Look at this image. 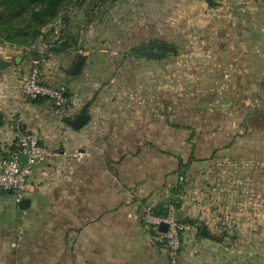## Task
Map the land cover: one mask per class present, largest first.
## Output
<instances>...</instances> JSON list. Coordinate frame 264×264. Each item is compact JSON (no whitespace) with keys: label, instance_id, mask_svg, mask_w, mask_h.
Here are the masks:
<instances>
[{"label":"crops","instance_id":"0c3cea01","mask_svg":"<svg viewBox=\"0 0 264 264\" xmlns=\"http://www.w3.org/2000/svg\"><path fill=\"white\" fill-rule=\"evenodd\" d=\"M206 14L183 24V105L174 126L171 95H157L172 93L156 86L157 60L128 59L110 71L80 51L40 48V80L62 91V108L23 98L31 68L25 54L0 70V156L30 131L48 152L32 171L26 208L0 193V264H264L263 145L258 166L244 165L227 230L218 227L215 236L204 226L208 237L190 226L174 256L141 224L143 211L156 215L173 203L179 220L199 226L205 208L191 207L192 195L200 196L189 183L199 163L190 162L207 155L203 144L236 136L247 117L235 111L252 103L235 94L264 89V0H217ZM81 113L88 121L74 130L67 121ZM216 123L227 124L228 132L219 127L226 136L205 135L204 126ZM192 139L195 150L188 148ZM235 146L222 152L234 157Z\"/></svg>","mask_w":264,"mask_h":264},{"label":"rangeland","instance_id":"374dc122","mask_svg":"<svg viewBox=\"0 0 264 264\" xmlns=\"http://www.w3.org/2000/svg\"><path fill=\"white\" fill-rule=\"evenodd\" d=\"M211 1L217 4V0ZM212 8L208 6L207 0H61L54 15L47 18L44 23L22 22L21 27L14 30H10L7 25H0V56L13 62L16 57L25 54L24 57L32 62L39 58L40 48L65 43L63 51L85 53V58L101 61L105 64L104 67L111 71L113 67L117 70L123 68L128 59L146 58L133 53L138 46H149L152 42L166 43L175 47L176 55L149 59L157 60L156 86L172 87V93L161 91L157 95L161 99L171 95L174 126V120L180 113L179 106L183 105V24L206 16V12ZM54 30L58 32V40L51 42ZM262 90L258 94L253 90L246 94H235L239 100L251 101L252 108L235 111L237 115L242 112L247 118L243 124H236V136L231 137L233 140L230 138L210 141V145L203 144V150L207 155L202 157V160L199 158L195 160L194 155V161L190 164L195 166L198 162L199 168L193 167L189 183L193 192L197 189L200 200L204 194V203L202 204L199 199L196 201L195 195H192L191 207L197 211L204 206L205 216L202 217L199 226H195L193 220H180L181 222L192 227L194 225V228L205 226L209 233L214 232L215 236L218 234L216 232L218 227L223 230L231 227L228 211L235 206L230 203L234 201L238 187H243L244 165L258 166V152L261 145L264 148V89ZM157 102H160L158 97ZM189 115L194 117V110L189 111ZM219 127L228 132L227 124L222 126L218 123L208 124L204 126L205 135H210L214 131L216 134L219 133L218 136H226L224 130L219 131ZM229 133L232 134L233 130L230 129ZM245 134L250 136L243 137ZM235 141V148L240 152L234 157H229L222 151L229 149V144H234ZM195 144L194 139L189 141V150H195ZM212 152L217 153V156L212 157ZM251 176L252 181L258 180V173L254 169ZM203 190L205 192L202 194ZM0 193L4 192L0 190ZM223 237L221 235V238Z\"/></svg>","mask_w":264,"mask_h":264},{"label":"built area","instance_id":"2783aa9c","mask_svg":"<svg viewBox=\"0 0 264 264\" xmlns=\"http://www.w3.org/2000/svg\"><path fill=\"white\" fill-rule=\"evenodd\" d=\"M51 42L58 39L57 30L53 31ZM39 58L32 60L29 74L22 85V96L25 100L44 98L55 107L62 108L65 99L60 89L51 88L40 80ZM16 149L8 156H0V190L10 194L16 204L26 198L27 186L35 166L45 162L48 152L39 142L37 132L30 131L19 134L16 137ZM26 155L27 161H17L19 155ZM141 224L143 230L148 233L154 244L162 245L171 255L176 254L181 247V236L190 230V226L177 218L175 204H169L164 216H156L151 211L142 213ZM167 226L166 232L159 231L160 225Z\"/></svg>","mask_w":264,"mask_h":264},{"label":"trees","instance_id":"16d2710c","mask_svg":"<svg viewBox=\"0 0 264 264\" xmlns=\"http://www.w3.org/2000/svg\"><path fill=\"white\" fill-rule=\"evenodd\" d=\"M60 2L61 0H0V25H7L6 27L10 30H14L21 27L23 24L22 22L25 23L27 21H32L35 24L44 23L47 18L54 15ZM207 4L209 7H215L217 5L211 0H207ZM59 47L64 50L66 44L62 43ZM38 100L46 99L39 98L31 101ZM15 149L16 148H14V150ZM155 214L156 216H164L165 209L160 208V210L155 212ZM197 230L200 235L201 227H197Z\"/></svg>","mask_w":264,"mask_h":264},{"label":"water","instance_id":"95a60500","mask_svg":"<svg viewBox=\"0 0 264 264\" xmlns=\"http://www.w3.org/2000/svg\"><path fill=\"white\" fill-rule=\"evenodd\" d=\"M60 50V48H51V50ZM133 53L135 55H141L146 58H152V59H160L165 55H176V49L173 46H169L166 43H156L152 42L149 46L146 45H141L138 46L133 50ZM12 65V62H7L5 60L0 59V70H4ZM81 64L80 61H77L75 64V70L74 73L78 72ZM88 121V116L84 113L79 114L74 120H68L67 124L74 130H78L82 128ZM0 123H1V117H0ZM17 161L20 163H25L27 161V156L26 155H19L17 157ZM29 201L27 199L22 200L19 203V206L21 209H24L28 206ZM167 229V226L165 224L160 225L159 231L162 233H165ZM200 234L203 236H208L210 235L207 234L206 229L202 228L200 231Z\"/></svg>","mask_w":264,"mask_h":264}]
</instances>
